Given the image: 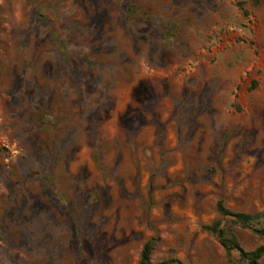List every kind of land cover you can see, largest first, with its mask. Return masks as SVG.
<instances>
[{
	"label": "rangeland",
	"instance_id": "1",
	"mask_svg": "<svg viewBox=\"0 0 264 264\" xmlns=\"http://www.w3.org/2000/svg\"><path fill=\"white\" fill-rule=\"evenodd\" d=\"M220 200L264 211V0H0V264H241Z\"/></svg>",
	"mask_w": 264,
	"mask_h": 264
},
{
	"label": "trees",
	"instance_id": "2",
	"mask_svg": "<svg viewBox=\"0 0 264 264\" xmlns=\"http://www.w3.org/2000/svg\"><path fill=\"white\" fill-rule=\"evenodd\" d=\"M216 208L221 216H233L235 222H240L247 226H251L254 219L262 218L264 224V211L257 214L233 212L228 209L221 200L217 202ZM205 229L216 235V237L220 240L222 246L225 248L226 256L229 261L233 262L234 259L232 257V251L236 250L238 255L237 261L241 264H262L261 259L264 256V245H260L251 250L243 249L234 234L229 236L227 235V228L221 227L220 221H215L211 225L205 226ZM254 231L260 236H264V226L260 229L255 228ZM157 243L158 238H150L143 244L138 264H153L151 255ZM172 261L173 260L164 262V264H170ZM14 264L18 263L14 262Z\"/></svg>",
	"mask_w": 264,
	"mask_h": 264
}]
</instances>
